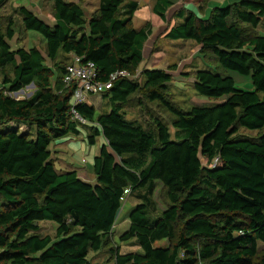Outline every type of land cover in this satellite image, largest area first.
<instances>
[{
  "label": "trees",
  "instance_id": "obj_1",
  "mask_svg": "<svg viewBox=\"0 0 264 264\" xmlns=\"http://www.w3.org/2000/svg\"><path fill=\"white\" fill-rule=\"evenodd\" d=\"M175 3L156 0L154 13L168 21ZM138 8L136 0H100L87 18L78 1L54 0L50 20L21 6L25 28L44 37L45 50L15 45L13 23L4 29L0 22V68L13 73L0 82V264H102L89 253L117 231L141 250L116 251L115 264H264V133H240L264 128V33L257 32L264 0L218 4L209 18L179 9L181 21L165 31L166 38L193 40L213 55L215 65L198 69L193 80L196 93L213 103L175 105L167 97L172 72L147 66L143 84L120 77L102 93L108 110L76 105L97 123L84 125L88 144L106 139L92 173L56 166L52 143L80 133L70 112L75 84L63 83L68 55L94 62L103 81L120 70L135 75L153 34L150 23L133 25ZM62 54L64 65L57 63ZM32 82L30 97L12 96ZM141 89L175 115L174 136L160 118L155 128L127 118L125 105ZM158 182L169 204L155 215ZM126 189L139 202L122 229ZM49 220L57 224L56 238L41 232L39 223Z\"/></svg>",
  "mask_w": 264,
  "mask_h": 264
},
{
  "label": "rangeland",
  "instance_id": "obj_2",
  "mask_svg": "<svg viewBox=\"0 0 264 264\" xmlns=\"http://www.w3.org/2000/svg\"><path fill=\"white\" fill-rule=\"evenodd\" d=\"M74 1H78L83 6L87 18H89L91 14L97 10L100 2V0ZM136 1H138L139 8L134 15L133 25L135 27H141L147 23H150L153 29V34L151 35V38L146 46L145 61L142 62L140 68L138 69L135 76L136 79L141 84H143L144 77L142 72L146 66L163 68L171 71L174 77L173 84L167 91V97L175 105L188 110L195 104L213 103L214 100H211V98L197 94L193 85L195 73L198 69L206 67L207 65H215L216 62L213 58V55L209 52L204 53L201 46L193 40H170L166 38L165 31L169 24L181 21V18H175V14L177 11H179V9H185L186 11L191 10L200 17L205 16V18H209L214 5H211L208 11L205 9L208 6V2H213L216 0H205L203 3H201V5L186 4L184 0H176L175 5L172 7L169 13L168 21L162 20L154 13L153 7L156 0ZM238 1L240 0H231L229 3ZM23 5L28 6L40 16L53 20L54 0H7V2L2 7H0V22L3 28L5 29L9 22L13 23L14 32L16 35V40H14L15 45H24L27 49L37 46L45 50L46 41L44 37L34 30H27L25 28L22 15L19 13V8ZM257 32H264V18L257 28ZM71 56H68L69 60H71ZM64 60L65 56L62 54L57 60V63L64 65ZM173 66L176 67V69H170V67ZM5 72H7L9 75L13 74L11 67L0 68V82L3 81V75ZM235 79L239 84H241V86L245 88L251 87V82L249 80L242 82L243 79H241L240 76H238V78L235 77ZM35 89V86L26 87L17 95L12 93V96L17 98H28L33 94ZM144 93L145 92L141 89L130 96L129 101L124 108L127 118L138 120L143 125L152 128H155L154 118H160L169 125L172 136H174L175 129L172 126V121L175 118V115L162 106L159 102L149 101L145 97ZM89 101L95 103L98 108V112L105 111V109L108 108L107 100L104 99L102 94L89 97ZM71 103H75L74 98L71 99ZM78 126L80 131H86V127L84 125L79 124ZM240 133L257 137L264 133V128L257 130L240 129ZM78 141L81 142V144L85 143L88 145V147L90 145L88 144L85 136L84 140L78 138ZM78 141L74 140L75 143H78ZM92 146L95 147V150H98L101 147V144L99 146V144L96 143ZM81 148H79V151H75V149H73V151L76 152L75 159L77 160L79 157H83L86 158V160H89L91 158V153L82 151L83 149ZM95 156L96 155H94V157ZM76 162H78L80 165L87 163V161L81 163L79 160ZM93 163V161H88L86 164L87 168L92 169ZM153 199L155 203L154 214L158 215L169 204L167 189L160 182H158V185L155 189ZM138 202L139 200L135 196H128L127 200L122 203L123 208L118 218V223H122V229L130 208ZM39 225L41 227L42 233L49 234L52 238L57 237V224L54 221H41ZM117 233H119V231H117L116 234L114 233L108 236L101 250L96 252L90 251L89 259L92 262L115 264L114 257L116 251L129 252L141 250V248L136 244L135 240H130L127 242L121 241ZM259 248L260 251L264 249V245L261 242H259Z\"/></svg>",
  "mask_w": 264,
  "mask_h": 264
},
{
  "label": "built area",
  "instance_id": "obj_3",
  "mask_svg": "<svg viewBox=\"0 0 264 264\" xmlns=\"http://www.w3.org/2000/svg\"><path fill=\"white\" fill-rule=\"evenodd\" d=\"M126 70H120L113 74L109 80L103 81L98 77V69L94 62L88 61L83 63L80 56L72 54L71 60L66 65V71L63 74V83L66 87L75 84L72 98L75 103L71 105L70 112L72 119L82 125L89 124V121L81 116L76 105L88 102L90 96L101 95L113 87L114 81L120 77H135ZM86 162V158L82 159ZM129 190H125L124 202L127 199Z\"/></svg>",
  "mask_w": 264,
  "mask_h": 264
},
{
  "label": "crops",
  "instance_id": "obj_4",
  "mask_svg": "<svg viewBox=\"0 0 264 264\" xmlns=\"http://www.w3.org/2000/svg\"><path fill=\"white\" fill-rule=\"evenodd\" d=\"M230 1L231 0H221V1L216 0L213 2H208V6L206 7L205 10L208 11L210 9L211 5L212 6L213 5L215 6L218 4L224 5L226 3H229ZM262 33H264V32H262ZM71 55L72 54H69L68 56L70 57ZM148 67H152V66H148ZM88 103L93 104V102H91V101H88ZM108 109H109V105H108V108L105 110H108ZM89 125H97V123L96 122H90ZM87 129H88V127H86V131L85 130L80 131V133L77 135H68L62 139H57L52 143L53 157L55 158L56 166L58 165L57 166L58 169H60V170H71V169L75 168V169H83L84 170L87 168L86 164L88 163V161L92 162L94 160L93 157H94V155H97L99 153L100 148L98 150H95L94 146L89 145V147H88V145H86L85 143L81 144V142L78 141V138H81L82 140H84V136L87 139V133H88ZM74 138H76V139H74ZM74 140H77L78 143H75ZM103 142H106V139L103 136L97 137L96 143H98L99 146H100V144L102 145ZM79 148L83 149L82 151H87L88 153H91V158L89 160L88 159L86 160L87 161L86 164L83 163L80 165L78 162H76L77 160H79L82 163V159H83V157L82 158L79 157L77 160L75 159L76 152H74L73 149H75V151H79ZM88 170H90L91 173L93 171L92 169H88Z\"/></svg>",
  "mask_w": 264,
  "mask_h": 264
},
{
  "label": "water",
  "instance_id": "obj_5",
  "mask_svg": "<svg viewBox=\"0 0 264 264\" xmlns=\"http://www.w3.org/2000/svg\"><path fill=\"white\" fill-rule=\"evenodd\" d=\"M30 86H35V84L32 82V83H30L29 85H27V87H30ZM21 91H23V89H21V90H19V91H16V92H14L16 95L19 93V92H21Z\"/></svg>",
  "mask_w": 264,
  "mask_h": 264
}]
</instances>
